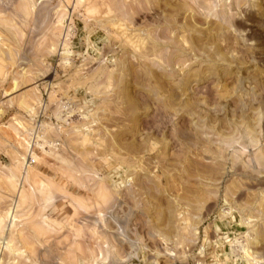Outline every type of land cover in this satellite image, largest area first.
Listing matches in <instances>:
<instances>
[{
  "label": "rangeland",
  "instance_id": "obj_1",
  "mask_svg": "<svg viewBox=\"0 0 264 264\" xmlns=\"http://www.w3.org/2000/svg\"><path fill=\"white\" fill-rule=\"evenodd\" d=\"M0 264H264V0H0Z\"/></svg>",
  "mask_w": 264,
  "mask_h": 264
}]
</instances>
